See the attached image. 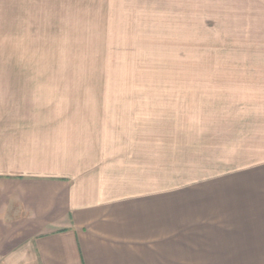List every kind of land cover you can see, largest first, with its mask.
Returning <instances> with one entry per match:
<instances>
[{"label":"crops","instance_id":"obj_1","mask_svg":"<svg viewBox=\"0 0 264 264\" xmlns=\"http://www.w3.org/2000/svg\"><path fill=\"white\" fill-rule=\"evenodd\" d=\"M206 41L213 72L228 75L227 182L174 184L186 145L165 162L158 133L108 98L89 114L84 98L6 85L0 264H189L196 230L225 233L207 223L219 201L232 241L264 237V0H0V74L154 73Z\"/></svg>","mask_w":264,"mask_h":264},{"label":"rangeland","instance_id":"obj_2","mask_svg":"<svg viewBox=\"0 0 264 264\" xmlns=\"http://www.w3.org/2000/svg\"><path fill=\"white\" fill-rule=\"evenodd\" d=\"M191 46L189 51L181 52L180 57L164 58L154 64L157 67L151 69L158 71L154 73L0 74V105L4 104L2 99L7 84L13 88L22 85L20 91L24 93L47 91L58 93L56 98H84L89 114L95 109L92 104H101L102 98H108L110 103L118 104L123 110L119 115L122 120L142 123L143 129L148 125V129L158 133V147L164 146L160 156L165 162L171 163L174 153H179L178 143L186 145L182 150H188L187 165L179 163L173 168L177 173L173 176L174 184L179 182L185 189L207 179L220 178L227 182L228 149L227 143L222 145V142H227L228 132L220 128L219 119L222 121V117L227 116L221 109L222 105L227 106L222 97L225 87L222 83L227 82L228 75L213 72L215 59L211 41L201 43L199 48ZM139 69L143 68L139 66ZM57 87L59 89H55ZM133 109L135 111L131 112ZM216 116L220 143L217 149L213 146ZM158 177L164 179L162 175ZM222 192L223 195L215 193L223 199L228 191ZM219 205V212L211 215L207 223L217 225L219 220L225 233H216L207 226L196 230L189 241V264H264V250L244 249L245 245H264V237L250 234L241 238L235 234L237 240L232 241L228 233V207L220 201ZM203 219L205 221L207 217L196 218L193 222L199 224Z\"/></svg>","mask_w":264,"mask_h":264}]
</instances>
